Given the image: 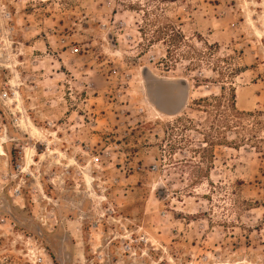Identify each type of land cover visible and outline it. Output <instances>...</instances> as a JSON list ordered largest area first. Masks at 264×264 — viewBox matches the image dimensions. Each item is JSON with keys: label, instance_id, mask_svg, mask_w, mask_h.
<instances>
[{"label": "rangeland", "instance_id": "obj_1", "mask_svg": "<svg viewBox=\"0 0 264 264\" xmlns=\"http://www.w3.org/2000/svg\"><path fill=\"white\" fill-rule=\"evenodd\" d=\"M0 264H264V0H0Z\"/></svg>", "mask_w": 264, "mask_h": 264}, {"label": "built area", "instance_id": "obj_2", "mask_svg": "<svg viewBox=\"0 0 264 264\" xmlns=\"http://www.w3.org/2000/svg\"><path fill=\"white\" fill-rule=\"evenodd\" d=\"M6 16L11 17L9 13ZM95 162L99 163L100 160L97 158ZM118 223L121 225L120 232H117L113 242H120L123 255L128 258H137L139 254H144L143 248L148 246L149 239L143 228L139 227L137 232H130L129 225L123 221H118Z\"/></svg>", "mask_w": 264, "mask_h": 264}, {"label": "water", "instance_id": "obj_3", "mask_svg": "<svg viewBox=\"0 0 264 264\" xmlns=\"http://www.w3.org/2000/svg\"><path fill=\"white\" fill-rule=\"evenodd\" d=\"M161 83L163 85H168L169 84V82H166V81H163ZM148 95L150 97V102H151L152 106H154V108H156L159 112H161L163 114L175 117V116L181 114V112L186 108V106L188 104V100H189V86L187 85L183 89L181 100L179 101V103L174 105L170 109H164V107L162 105H160V103H158L157 101H155L153 99V96L150 94V88L149 87H148Z\"/></svg>", "mask_w": 264, "mask_h": 264}, {"label": "bare ground", "instance_id": "obj_4", "mask_svg": "<svg viewBox=\"0 0 264 264\" xmlns=\"http://www.w3.org/2000/svg\"><path fill=\"white\" fill-rule=\"evenodd\" d=\"M46 2L47 1H50V0H45ZM23 101V100H22ZM156 109V108H155ZM156 111L158 112V113H160V114H163V113H161V112H159L157 109H156ZM31 158H32V156H30ZM32 161H31V159H29V158H27V165H29V166H31L32 164Z\"/></svg>", "mask_w": 264, "mask_h": 264}]
</instances>
